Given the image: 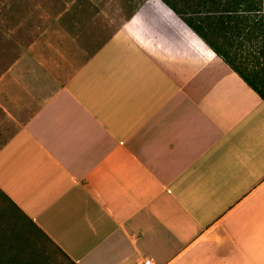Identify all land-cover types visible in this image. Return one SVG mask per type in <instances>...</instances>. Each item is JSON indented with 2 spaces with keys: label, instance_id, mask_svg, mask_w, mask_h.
Here are the masks:
<instances>
[{
  "label": "crops",
  "instance_id": "0c3cea01",
  "mask_svg": "<svg viewBox=\"0 0 264 264\" xmlns=\"http://www.w3.org/2000/svg\"><path fill=\"white\" fill-rule=\"evenodd\" d=\"M153 2L6 53L0 192L73 264H264V101Z\"/></svg>",
  "mask_w": 264,
  "mask_h": 264
},
{
  "label": "rangeland",
  "instance_id": "374dc122",
  "mask_svg": "<svg viewBox=\"0 0 264 264\" xmlns=\"http://www.w3.org/2000/svg\"><path fill=\"white\" fill-rule=\"evenodd\" d=\"M153 0H0V73L6 53L38 39L75 45L79 66L121 29L132 15ZM159 10H168L153 2ZM1 143V141H0ZM0 242L3 257L19 255L34 264H73L0 192ZM10 246L15 249H10ZM8 258V257H7Z\"/></svg>",
  "mask_w": 264,
  "mask_h": 264
},
{
  "label": "trees",
  "instance_id": "16d2710c",
  "mask_svg": "<svg viewBox=\"0 0 264 264\" xmlns=\"http://www.w3.org/2000/svg\"><path fill=\"white\" fill-rule=\"evenodd\" d=\"M160 1L264 101V0ZM0 264L34 263L16 253Z\"/></svg>",
  "mask_w": 264,
  "mask_h": 264
},
{
  "label": "built area",
  "instance_id": "2783aa9c",
  "mask_svg": "<svg viewBox=\"0 0 264 264\" xmlns=\"http://www.w3.org/2000/svg\"><path fill=\"white\" fill-rule=\"evenodd\" d=\"M144 264H152L151 262H145Z\"/></svg>",
  "mask_w": 264,
  "mask_h": 264
}]
</instances>
